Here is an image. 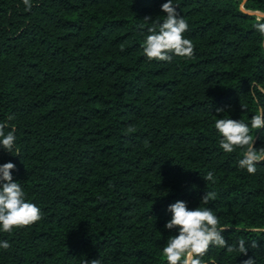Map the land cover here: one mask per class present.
<instances>
[{
	"label": "trees",
	"instance_id": "trees-1",
	"mask_svg": "<svg viewBox=\"0 0 264 264\" xmlns=\"http://www.w3.org/2000/svg\"><path fill=\"white\" fill-rule=\"evenodd\" d=\"M166 2L32 0L25 11L0 0V123L16 136L12 154L0 146V165H16L14 181L43 216L0 231L11 245L0 264H166L177 201L211 208L229 245L245 240L247 256L211 247L203 264H264V232L247 231L264 228V161L255 175L240 169L242 150L225 153L215 129L220 118L251 127L264 106L250 94L251 81L264 87L253 27L264 16L242 0H173L194 55L149 61L142 44ZM244 6L264 11V0ZM250 134L264 147V129ZM206 191L216 198L201 205Z\"/></svg>",
	"mask_w": 264,
	"mask_h": 264
},
{
	"label": "clouds",
	"instance_id": "clouds-1",
	"mask_svg": "<svg viewBox=\"0 0 264 264\" xmlns=\"http://www.w3.org/2000/svg\"><path fill=\"white\" fill-rule=\"evenodd\" d=\"M25 11H31L32 0H22ZM161 10L165 13L163 22H156L148 28L142 44L143 53L149 61L171 62L173 57L192 58L194 55V45L190 39L185 37L189 30L188 22L180 15L178 6L173 4V0L162 4ZM144 20H151L146 16ZM262 38L258 43L264 51V22L261 17L256 18L253 25ZM257 90L264 94V87L255 81H251L250 94L258 103ZM242 109L246 107L242 105ZM223 107H218L216 111L224 112ZM14 116H9L11 121ZM250 125L242 120L220 118L215 121V129L219 133V147L225 153H233L237 149L242 150L243 158L238 160L240 169H246L250 175L257 172L256 165L264 161V147L257 150L254 147V138L250 134L252 129H264V106L260 107L257 114L250 119ZM6 123H0V146L8 152L13 153L16 136L15 127L5 132ZM131 131V129H130ZM18 155V150H17ZM16 165L8 162L0 165V231L11 234L14 230L27 228L42 220L41 209L34 203L28 202L25 192L18 182L13 179L12 172ZM208 182L215 183L213 171H209L203 176ZM216 193L206 191L201 197V205H207L215 200ZM171 219L166 223L168 230H177L178 234L168 238L162 250V256L166 258V264H203V258L207 255L211 247L226 248L228 253L239 251L244 256L248 255V248L243 238L239 239L238 248L235 244L229 245L222 235L227 229L219 226V218L213 213L211 208L197 207L189 209L184 201H177L168 206ZM251 232H264V228H248ZM11 247L7 240L0 241V248L7 250ZM260 247L256 240L251 241V248ZM85 264H101L100 259L86 261ZM214 264V262H213ZM242 264H256L255 258H248Z\"/></svg>",
	"mask_w": 264,
	"mask_h": 264
},
{
	"label": "water",
	"instance_id": "water-1",
	"mask_svg": "<svg viewBox=\"0 0 264 264\" xmlns=\"http://www.w3.org/2000/svg\"><path fill=\"white\" fill-rule=\"evenodd\" d=\"M245 1H246V0H242V3H241V6H242V8H243L244 10H246L247 12L252 13V14H257V15H259V16H264V11H263V10L246 8V7L244 6V2H245Z\"/></svg>",
	"mask_w": 264,
	"mask_h": 264
}]
</instances>
